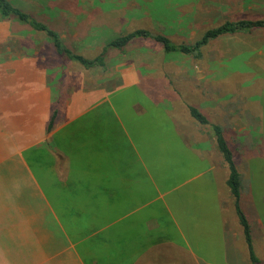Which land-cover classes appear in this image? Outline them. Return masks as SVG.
Wrapping results in <instances>:
<instances>
[{"label": "crops", "instance_id": "obj_1", "mask_svg": "<svg viewBox=\"0 0 264 264\" xmlns=\"http://www.w3.org/2000/svg\"><path fill=\"white\" fill-rule=\"evenodd\" d=\"M195 5L193 20L186 10ZM103 7L98 14L82 11L76 24L65 20L61 36L91 39L90 22L140 21L133 4ZM175 7L164 14L176 24L204 15L199 3L180 5L178 13ZM174 35L176 43H192ZM137 41L109 56L112 62L130 55L117 64L119 81L110 87L108 77L88 84L85 76L97 69L75 71L54 48L0 54V264H252L228 164L212 126L199 123L188 106L215 123L225 117L237 136L248 135L246 129L258 134L262 153L261 92L247 98L250 91L234 89L223 112L212 68L202 74L193 54L165 52L154 39L147 53L137 52ZM261 83L250 79L246 86ZM237 98L240 109L229 107ZM249 156L235 160L240 207L264 264V157Z\"/></svg>", "mask_w": 264, "mask_h": 264}, {"label": "rangeland", "instance_id": "obj_2", "mask_svg": "<svg viewBox=\"0 0 264 264\" xmlns=\"http://www.w3.org/2000/svg\"><path fill=\"white\" fill-rule=\"evenodd\" d=\"M12 1L16 6L22 8L23 10H26L29 13L34 14V16L37 17L38 15H40L42 21L48 23L53 29L56 30H58L62 26H64V28L66 29V26L68 24L65 22V20L70 22L75 21L76 24L78 20L82 19V11H85L86 14L87 12H90L91 14H98L99 5L104 6L103 8H100L104 11L110 9L106 8V5L110 3L122 2V4L130 3L135 5L136 7H133L134 10L131 8H127V10L129 14H131L130 12L131 10H133L138 18L140 17V21L138 22H131V17H128V22L109 24L107 27L106 24L90 22L88 24H85V26L87 27L85 33H87L88 35L92 33L91 36L94 37L85 40H71L67 38L68 43L76 51L84 54L87 57L95 56L103 43H106L116 36L128 31H132L136 28H147L154 33H163L168 37H171V35H174L176 33V37L174 35V38L177 42H182L183 40H185L193 43L196 40L200 39L208 28L215 27L226 20H238L243 18L257 19L262 18V15H264V0ZM193 2H195V4L199 3L202 11H204L202 13L204 15L200 14V16L198 17V20H201V22L192 24H176L175 22L171 21V18L176 17L170 18L169 14H164L165 12L172 10L175 6L178 7L180 5H185L187 7L189 5H192ZM171 4L173 5V7L168 8ZM196 8V5L192 6L191 10L193 12H189L188 10H186V14L193 20L195 19V14L199 13ZM209 8L213 10V14L205 13ZM178 11L179 9L176 8V13H178ZM146 12L151 13L149 14L151 18L150 20H148L147 15L144 14ZM187 15L182 16V18L184 20L188 19ZM57 16H62L63 19H60ZM163 19H165V22ZM79 25L83 26L84 24L80 23ZM69 27L71 28V26ZM180 27L182 28L180 29ZM66 32L67 30L65 31V34ZM178 34L179 37H177ZM103 40L104 42H102ZM136 43L137 46L135 45L136 47H134V49L137 52L147 53L152 47L151 39H138ZM80 44H85L84 48H82ZM32 48H42L44 52L47 53L53 51L51 43L47 40V36L45 35V33L32 30L31 28L27 30V28H25L24 26L18 25L13 19L0 20V54H3L4 56H9L10 54H24L25 52H29V50ZM152 51L153 50H151L150 53H152ZM173 54L176 55L177 52ZM129 56L117 54L114 57L116 58L114 61L108 62L107 69H103L99 66L97 68L96 74L92 76L86 75L85 77L87 83L94 84L90 82H93L92 80H95V78L100 77L102 80H104L105 77H108V81L105 82L106 85L108 87L115 85L119 81V67L117 66V64L124 59H127ZM194 57L197 60V69L200 70V68L202 67V74H206V72H208L212 68L213 74H216V76L219 78L221 86L220 92H224L223 98L218 100V108L221 111L225 112L227 110L226 106H228V103L232 102L231 95L233 93V90L235 89L236 91L241 90L242 93L243 90L250 91L252 95L244 94V96L247 98H253V95H256V91H260L261 104L263 106L264 112V31H262V29L261 31L255 30L252 33H236L231 35H223L217 39L210 40L207 44L202 46L200 55H194ZM194 57L190 56V59L193 58L194 60ZM74 66L75 71H77V67L79 66L76 64H74ZM246 66H252L253 68L249 70L246 68ZM247 70H249V72ZM250 79H260L262 83L259 87L256 88L247 87L246 84H248ZM226 91H228V93ZM220 95L222 94L220 93ZM236 95H238L239 97L241 94L236 93ZM242 103L243 100L241 98H237L232 103V105H229V107L240 109ZM214 121L220 124L227 132L228 141L230 142V145L235 153V160H242L243 162L247 155H250L249 157L251 158L256 154L260 155L262 158L264 157V150L262 151V153L256 152L257 148H259L258 134L252 135L250 134L249 130L246 129L248 135L246 134L244 136H237L233 132L232 124H230L225 117H216ZM235 122L238 123L237 120H235ZM239 126H243V124H239Z\"/></svg>", "mask_w": 264, "mask_h": 264}, {"label": "trees", "instance_id": "obj_3", "mask_svg": "<svg viewBox=\"0 0 264 264\" xmlns=\"http://www.w3.org/2000/svg\"><path fill=\"white\" fill-rule=\"evenodd\" d=\"M8 19L15 20L18 25L24 26L27 30L31 28L32 30L45 33L47 40L51 43V47L55 49L58 56H60L64 61H70L79 67L89 70L97 69L99 66L103 69H107L108 58L112 52L115 50H123L127 45L137 39H154L163 45L165 52L179 51L193 55H200L202 46L207 44L212 39H216L222 35L252 33L255 30L264 29V16L257 19L243 18L238 20H226L215 27L208 28L201 38L193 43H176L163 33H154L147 28H136L132 31L118 35L106 43H103L95 56L87 57L76 51L68 43V40L61 36L59 30L53 29L48 23L42 21L40 15L37 17L34 16V14L16 6L12 0H0V20ZM102 42H104V40ZM63 63L65 64V62ZM188 107L190 114L198 122L212 126L218 148L228 164L229 174L227 178V185L234 197V203L239 214L240 223L243 227L247 245L249 247L250 259L252 264H261V260L256 255L252 243L250 225L240 207V173L235 162L233 150L225 137L223 127L218 123L212 122L194 105H189ZM56 115L57 110L54 109L48 129L53 126V121L55 120Z\"/></svg>", "mask_w": 264, "mask_h": 264}]
</instances>
